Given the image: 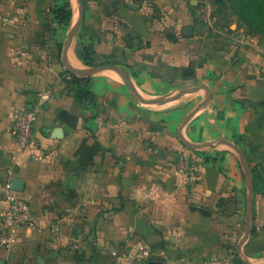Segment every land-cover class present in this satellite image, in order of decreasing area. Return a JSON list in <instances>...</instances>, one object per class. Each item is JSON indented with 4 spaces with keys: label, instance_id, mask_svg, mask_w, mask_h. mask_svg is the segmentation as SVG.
Instances as JSON below:
<instances>
[{
    "label": "crops",
    "instance_id": "crops-1",
    "mask_svg": "<svg viewBox=\"0 0 264 264\" xmlns=\"http://www.w3.org/2000/svg\"><path fill=\"white\" fill-rule=\"evenodd\" d=\"M198 1L83 0L68 62L92 68L81 57L91 49L95 67L120 69L140 97L108 69L92 76L95 103L81 104L64 84L62 55L77 0H0V191L22 180L37 222L0 249V264H150L142 247L160 264H223L239 250L264 264V35L237 22L231 38L210 35L196 20ZM67 2L69 26L53 14ZM200 87L208 91L176 99ZM165 97L174 100L143 102ZM17 107L39 108L31 151L11 131ZM222 140L241 148L253 180L252 234L241 249L248 188L240 156ZM184 154L199 165L196 177L179 174ZM6 208L0 196V235Z\"/></svg>",
    "mask_w": 264,
    "mask_h": 264
},
{
    "label": "built area",
    "instance_id": "built-area-1",
    "mask_svg": "<svg viewBox=\"0 0 264 264\" xmlns=\"http://www.w3.org/2000/svg\"><path fill=\"white\" fill-rule=\"evenodd\" d=\"M194 14L196 20L206 28L210 35L231 38L232 29L230 25L222 22L220 7L215 0H199L195 7ZM262 71L264 72V70ZM38 113L39 108L28 110L26 108L17 107L14 109L11 131L22 151H31L36 147L35 135ZM178 167L179 174L185 178L196 177L199 173V165L190 155H182ZM0 194L7 204V208L1 219V225L6 231L5 234L0 235L1 249L11 247L22 231L36 228L37 222L30 203L13 188L11 182L6 183L1 188ZM63 222V219H58L52 225V230L59 233L64 225ZM139 257L149 259L151 253L142 247ZM223 264L243 263L239 259L233 257L225 260Z\"/></svg>",
    "mask_w": 264,
    "mask_h": 264
},
{
    "label": "water",
    "instance_id": "water-1",
    "mask_svg": "<svg viewBox=\"0 0 264 264\" xmlns=\"http://www.w3.org/2000/svg\"><path fill=\"white\" fill-rule=\"evenodd\" d=\"M77 4H78V18H77L76 23L73 25V27L71 28V30L68 34V38H67V41L63 47V54H62L63 55V62L66 65V67L68 68V70L74 75H81V76H86V77H92L93 75H95L101 71L108 70V69L116 70L117 72L121 73L125 77L127 86L134 92V94L137 95L138 97H140L136 93V91L132 87V85L130 84L129 77H127L123 71H121L120 69H118L114 66H100V67H92V68L86 69V70H79V69H76L70 65V63L68 62V59H67V53H68V50L72 44V41H73L74 37L76 36V34H77L81 24H82L83 18H84L83 0H77ZM191 32H192L191 29H186L184 33H185V35H189ZM200 89H205L208 91V89H206L205 87L184 89V90L179 91V95L176 99H181L185 95L196 93ZM209 99H210V96H208L206 98V100L201 105H199L192 113L189 114V116L185 119V121L182 125V128H184L189 123L191 118L195 114H197L208 103ZM172 100H174V99H170V97H165V98L155 99V100H144L143 102L145 104H158V103H163V102L168 103V102H171ZM182 141L187 147H189L192 150L197 151V150L201 149V147L192 146L190 143H188L184 139H182ZM221 144L229 146L231 149H233L240 156L242 166L244 169V173H245L247 188H248V207H247V222H246L247 229H246V233H245V235L241 241L240 247H239V249H241V247L247 241L249 236L252 234L254 187H253L251 169H250V165L248 163V160H247L244 152L241 150L240 147H238L237 145H235L229 141H225V140L220 141V143L218 145H221ZM210 146L214 147V145H210ZM13 188L18 192H22L23 188H24V182L22 180H15L13 183ZM200 211L204 212L202 209H200ZM237 255L243 264H250L242 258L240 250L237 252ZM149 260H150V264H160V263L155 262V260L152 257H150Z\"/></svg>",
    "mask_w": 264,
    "mask_h": 264
},
{
    "label": "trees",
    "instance_id": "trees-1",
    "mask_svg": "<svg viewBox=\"0 0 264 264\" xmlns=\"http://www.w3.org/2000/svg\"><path fill=\"white\" fill-rule=\"evenodd\" d=\"M232 0H215L220 7V11L223 9L224 2ZM240 3H234L239 7V12L234 11L240 18H244L247 21H251L250 28L247 29L251 34H263L264 35V0H239ZM232 9V10H233ZM55 19L60 23L69 26L72 17L71 5L67 2L64 6L53 10ZM223 14V13H222ZM225 18V16H224ZM238 25H240L238 23ZM245 27V25H240ZM233 32V31H232ZM62 50V47H61ZM82 61L86 66L95 67L98 66V55L91 49H85L82 53ZM70 78L64 79V84L67 89L73 88V93L81 104H87V102L94 104L95 97L92 92V77H86L81 75H74L70 73Z\"/></svg>",
    "mask_w": 264,
    "mask_h": 264
},
{
    "label": "rangeland",
    "instance_id": "rangeland-1",
    "mask_svg": "<svg viewBox=\"0 0 264 264\" xmlns=\"http://www.w3.org/2000/svg\"><path fill=\"white\" fill-rule=\"evenodd\" d=\"M233 2H231V1H226V2H224V4H223V9H222V13L220 12V17L222 16V20H223V18H224V16H225V18L224 19H226V21H227V25H230V22H237V23H239L240 25L242 24V25H245V29L247 30V29H249L250 28V25H251V21H247L246 19H244V18H240L239 16V14L237 15L235 12H233L234 11V9H235V11H237V12H239L240 13V11H239V7H237V5L236 4H234V3H240V1L239 0H232ZM234 8V9H233ZM233 9V10H232ZM248 31V30H247ZM246 229H247V226H246Z\"/></svg>",
    "mask_w": 264,
    "mask_h": 264
}]
</instances>
